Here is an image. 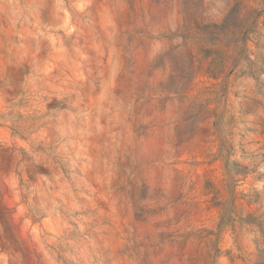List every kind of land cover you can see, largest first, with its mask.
Segmentation results:
<instances>
[{
    "label": "rangeland",
    "instance_id": "1",
    "mask_svg": "<svg viewBox=\"0 0 264 264\" xmlns=\"http://www.w3.org/2000/svg\"><path fill=\"white\" fill-rule=\"evenodd\" d=\"M0 264H264V0H0Z\"/></svg>",
    "mask_w": 264,
    "mask_h": 264
}]
</instances>
